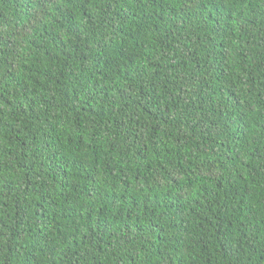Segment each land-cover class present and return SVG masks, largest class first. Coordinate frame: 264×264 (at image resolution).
Instances as JSON below:
<instances>
[{
	"label": "trees",
	"instance_id": "trees-1",
	"mask_svg": "<svg viewBox=\"0 0 264 264\" xmlns=\"http://www.w3.org/2000/svg\"><path fill=\"white\" fill-rule=\"evenodd\" d=\"M0 264H264V0H0Z\"/></svg>",
	"mask_w": 264,
	"mask_h": 264
}]
</instances>
